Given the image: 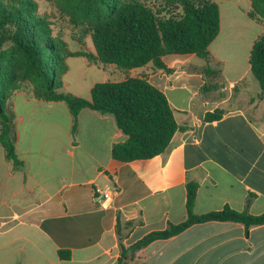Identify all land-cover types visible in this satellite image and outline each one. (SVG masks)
I'll list each match as a JSON object with an SVG mask.
<instances>
[{
    "label": "crops",
    "instance_id": "obj_1",
    "mask_svg": "<svg viewBox=\"0 0 264 264\" xmlns=\"http://www.w3.org/2000/svg\"><path fill=\"white\" fill-rule=\"evenodd\" d=\"M214 1L221 26L209 64L194 54L167 55L170 71L150 63L124 72L70 57L65 93L90 99L96 84L132 77L166 95L180 129L162 155L118 161L112 149L127 136L112 115L83 109L73 132L66 103L38 99L31 89L10 98L21 165L0 145V264H117L122 246L187 220L188 183L198 185L196 215L226 207L264 214V92L248 64L257 38L248 51V31L256 26L262 35L264 26L250 18L251 0ZM208 65L221 73L206 76ZM217 109L223 118L207 121ZM129 264H264V225L247 236L237 222L196 224L153 242Z\"/></svg>",
    "mask_w": 264,
    "mask_h": 264
},
{
    "label": "trees",
    "instance_id": "obj_2",
    "mask_svg": "<svg viewBox=\"0 0 264 264\" xmlns=\"http://www.w3.org/2000/svg\"><path fill=\"white\" fill-rule=\"evenodd\" d=\"M55 1L68 9L75 26L88 29L95 53L70 51L65 41L54 36L51 22L39 14L35 0H0V145L7 159L21 165L8 102L15 93L28 89L38 99L66 103L74 119L73 132L83 109L112 115L127 136L112 149V157L118 161L149 160L166 153L180 127L162 91L145 78L128 77L122 82L96 84L90 99L65 93L67 59L85 57L105 66L116 65L124 72L150 63L170 71L163 62L167 55L194 54L209 64V47L220 33L219 5L214 0ZM251 1L250 18L264 26V0ZM249 63L264 92V32L254 42ZM204 73L214 77L221 72L208 65ZM224 114L223 109H217L207 114L206 120L217 121ZM197 190V184L188 183L185 222L151 233L129 248L122 246L117 264H129L153 242L175 237L196 224L237 222L245 226L247 236L252 227L264 225V214L251 215L229 207L196 215ZM61 256L70 255L62 252Z\"/></svg>",
    "mask_w": 264,
    "mask_h": 264
},
{
    "label": "rangeland",
    "instance_id": "obj_3",
    "mask_svg": "<svg viewBox=\"0 0 264 264\" xmlns=\"http://www.w3.org/2000/svg\"><path fill=\"white\" fill-rule=\"evenodd\" d=\"M39 5V14L48 18L51 22L54 36L65 41L68 44L70 51H77L79 49L93 48L91 36L88 33L86 27H77L71 22V18L68 14V9L64 6H60L55 0H35ZM257 27L250 32L248 31V51L250 49V40L252 37H257L255 41L260 37L258 35ZM82 42V43H81ZM84 46V47H83ZM75 58H68L67 65L72 66L75 62ZM249 64V61H248ZM250 78L254 84L259 87L258 81L255 79L252 73Z\"/></svg>",
    "mask_w": 264,
    "mask_h": 264
},
{
    "label": "built area",
    "instance_id": "obj_4",
    "mask_svg": "<svg viewBox=\"0 0 264 264\" xmlns=\"http://www.w3.org/2000/svg\"><path fill=\"white\" fill-rule=\"evenodd\" d=\"M110 198V194L109 193H105L104 194V206L106 205V202L108 201V199ZM106 207V206H105Z\"/></svg>",
    "mask_w": 264,
    "mask_h": 264
}]
</instances>
